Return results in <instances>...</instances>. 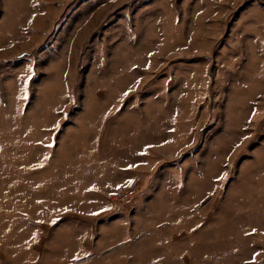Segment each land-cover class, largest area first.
Segmentation results:
<instances>
[{
  "label": "rangeland",
  "instance_id": "1",
  "mask_svg": "<svg viewBox=\"0 0 264 264\" xmlns=\"http://www.w3.org/2000/svg\"><path fill=\"white\" fill-rule=\"evenodd\" d=\"M0 264H264V0H0Z\"/></svg>",
  "mask_w": 264,
  "mask_h": 264
},
{
  "label": "built area",
  "instance_id": "2",
  "mask_svg": "<svg viewBox=\"0 0 264 264\" xmlns=\"http://www.w3.org/2000/svg\"><path fill=\"white\" fill-rule=\"evenodd\" d=\"M137 176H134L128 180L126 185L123 187L115 188L112 191V196L115 198L122 199L123 197H126L128 194H130L134 188H135V183H136Z\"/></svg>",
  "mask_w": 264,
  "mask_h": 264
}]
</instances>
